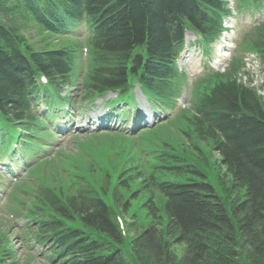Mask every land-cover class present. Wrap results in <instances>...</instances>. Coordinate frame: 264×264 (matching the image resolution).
<instances>
[{"label":"trees","instance_id":"obj_1","mask_svg":"<svg viewBox=\"0 0 264 264\" xmlns=\"http://www.w3.org/2000/svg\"><path fill=\"white\" fill-rule=\"evenodd\" d=\"M221 6L219 0H0V121L26 132L36 129L39 119L28 109L30 94L49 95L52 89L56 95L70 82L72 47L32 48L21 33L27 25L48 39L85 23L90 62L83 84L86 94L126 91L137 81L150 101L166 104L183 29L216 36ZM253 36L251 46L261 51L264 26ZM40 75L46 78L47 90L36 86ZM195 93L186 125L199 141L210 142L219 167L231 180L229 189L241 194L236 193L228 208L199 166L180 154L159 152V163L152 166L143 190L164 199L162 213L152 207L154 198L149 199L152 222L133 238L134 256L128 261L113 210L95 191L80 189L62 198L44 191L42 204L51 194L54 211L83 227L67 226L57 218L40 222L41 232L52 234L64 256L60 264H148L139 253L147 254L144 243L153 250L154 242L164 260L170 257L169 245L183 242L184 264H264V99L234 81L204 84ZM160 171L177 179L159 178ZM118 183L122 189L128 187L127 178ZM128 205L125 201L121 209ZM220 234L248 239L257 255L253 262L238 252L232 255V248L224 246L228 240H218Z\"/></svg>","mask_w":264,"mask_h":264},{"label":"rangeland","instance_id":"obj_2","mask_svg":"<svg viewBox=\"0 0 264 264\" xmlns=\"http://www.w3.org/2000/svg\"><path fill=\"white\" fill-rule=\"evenodd\" d=\"M261 16L263 18L264 14ZM248 19L246 15L241 16L240 20L237 18V26L231 30L229 37H236L240 33L242 35L246 32L248 27L244 25L248 23H245L244 20ZM79 29L81 28L78 27ZM80 32H83V30H80ZM21 33L27 38L32 48L42 49L49 45L50 47H72L75 59L70 74L75 90L69 92L68 95L75 96L69 97L72 99L79 116L75 117L73 121L76 124L72 126L74 128L62 136L51 132L41 122L43 128L37 131L35 137L32 138L38 141L36 144L38 148H34L35 153L31 155V158L28 157V160H24L23 163H20L17 158V164L14 165L17 170L13 175L9 177L8 175H5V177L0 175V264H51L45 258L38 257L33 251H30L25 242L20 240L19 232L16 230L18 222L22 219V212L25 213L28 197L34 196V191L42 186L48 187L62 197L72 195L79 189H92L102 199L112 197L114 203L117 202L120 205L119 209L116 204L115 214L120 219H116L115 223L122 234L124 256L130 261L134 256L133 238H136L152 222L147 212V207L152 204V202L149 204V199L154 198L155 202L152 207H158L160 212L163 207L164 199L159 194L148 189H146V192L143 190L145 179L152 165L156 163L154 158L161 151L178 153L186 160L199 166L215 190L225 198L228 208L229 205H232L236 193L241 194L237 188L234 190L230 187L229 189L231 180L226 176L225 168L219 167V156L211 149L210 142L199 141L190 132L184 120L177 118L175 113H178L179 106L169 114L171 120L163 122L164 124L149 131H138L133 136L124 134L120 137L111 133L102 134L97 132L99 133L97 135L90 134V129L97 124L94 120L91 121V118L97 112L99 106L96 103H86L85 91L80 88L81 83L84 84L87 72L90 69L88 48L85 44L86 35L78 34L75 36L78 38V42L72 38L56 36V38L45 39V34L40 33L31 24L21 29ZM84 48L87 49V53L83 51ZM212 49L218 50V47H211L209 50ZM232 52L229 53L227 59L231 57ZM188 55H192L193 58L186 62L180 59L178 65L184 69L187 82L191 83L193 75L197 76L204 71H208V69L199 62V50L193 48ZM249 63L251 62L249 61ZM244 69L249 71L250 74L245 72L246 76L242 74L241 77L246 81L249 80L248 78H252L254 88H258L260 84L264 83L261 74L256 69L252 67H245ZM197 70L199 73H197ZM183 105L188 107V97L184 100L182 98L181 106ZM95 117L99 123L101 117L98 118L97 115ZM84 129L88 130V135L84 133L86 131ZM40 156H43L44 160H41ZM4 160L7 159H1V161ZM135 167L136 169H134ZM158 177L171 180L177 179L175 175L165 172H160ZM122 178H127L128 187L126 189L119 187L118 181ZM131 195L135 198L131 199ZM38 196H40L39 192ZM125 201H128L129 205L123 211L121 204L123 207ZM34 205L33 200L29 201L27 209H31ZM161 218L164 222L165 216L163 215ZM120 225L123 230H121ZM236 235L240 236L238 232ZM223 237L228 240V242H224V246L230 247L229 250L232 248V255H238L239 253L247 256L250 263L253 262L255 259L253 256L255 257L256 254L248 239H235L233 235L220 234L218 240H222ZM230 241L233 242L234 246L230 245ZM146 244L148 243H144V247L147 249V254H139L141 259L148 264H152L151 262L153 264L157 262L158 264L185 263L184 256L187 250L186 244L183 242L169 245L170 257L165 260L156 242H154L151 251L148 250ZM10 248L13 249L12 257L3 255L5 249Z\"/></svg>","mask_w":264,"mask_h":264},{"label":"bare ground","instance_id":"obj_3","mask_svg":"<svg viewBox=\"0 0 264 264\" xmlns=\"http://www.w3.org/2000/svg\"><path fill=\"white\" fill-rule=\"evenodd\" d=\"M188 29H191L188 27ZM185 28L183 29L184 32ZM201 36L203 39L209 41L212 44V47L214 46V40L216 36L212 32H202ZM188 40V39H187ZM240 63L239 62H234L228 67L224 68L222 71H220L218 74L214 75L213 78L206 82V84H209L210 86H213L214 84H218L219 82H229V81H234L236 84L241 85L243 87H246L248 89L253 90L256 95L263 93L264 92V85L263 83L260 84L258 88L253 87V79L250 78L248 81L244 80L243 77H241V71H240ZM262 76V75H261ZM263 79V76L261 77ZM178 154V153H175Z\"/></svg>","mask_w":264,"mask_h":264}]
</instances>
